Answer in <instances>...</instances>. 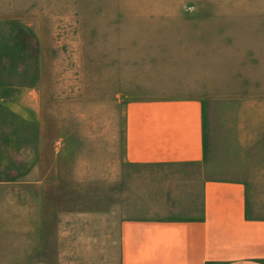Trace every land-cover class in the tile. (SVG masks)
I'll use <instances>...</instances> for the list:
<instances>
[{
	"label": "crops",
	"instance_id": "1",
	"mask_svg": "<svg viewBox=\"0 0 264 264\" xmlns=\"http://www.w3.org/2000/svg\"><path fill=\"white\" fill-rule=\"evenodd\" d=\"M158 2L174 5L148 6L137 46L156 57L144 55L137 74L145 78L117 94L125 99L123 159L143 169L140 189L152 192L151 210L128 218L119 204V246L106 257L114 264H264V213L251 194L264 191L262 23L240 17L239 5L215 4L244 1ZM38 101L30 87L0 85V108L12 115L0 122V144L6 131L9 149L7 126L13 144L16 115L31 123ZM40 189L30 178H0V264H49ZM76 238L57 237L56 264L74 263Z\"/></svg>",
	"mask_w": 264,
	"mask_h": 264
},
{
	"label": "rangeland",
	"instance_id": "2",
	"mask_svg": "<svg viewBox=\"0 0 264 264\" xmlns=\"http://www.w3.org/2000/svg\"><path fill=\"white\" fill-rule=\"evenodd\" d=\"M158 1L164 0H0V85L39 94L31 123L16 115L13 144L7 126L9 149L6 131L1 136L0 178L41 182L37 200L41 208L46 201L49 264H56L61 234L77 236L73 264H114L106 253L119 246V204L128 218L150 213L152 192L140 189L143 169L123 159L125 99L117 94L145 78L137 74L144 55L156 57L137 46L145 37L148 6L174 5ZM238 1L244 2L215 4L239 5L245 11L240 17L264 28V0ZM121 68L128 78H121ZM7 113L0 108V122L11 120ZM251 194L254 208L264 213V191Z\"/></svg>",
	"mask_w": 264,
	"mask_h": 264
}]
</instances>
